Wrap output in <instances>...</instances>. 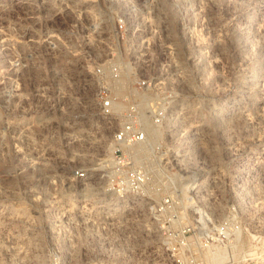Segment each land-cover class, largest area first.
Instances as JSON below:
<instances>
[{
	"label": "built area",
	"instance_id": "obj_1",
	"mask_svg": "<svg viewBox=\"0 0 264 264\" xmlns=\"http://www.w3.org/2000/svg\"><path fill=\"white\" fill-rule=\"evenodd\" d=\"M53 6L51 28L65 32L49 35L47 48H60L80 79L64 73L57 82L41 81L30 108L64 114L65 147L83 161L96 159L51 166L38 178L49 188L48 215L66 222L67 252L78 243L81 254L77 263L66 255L52 264H264L248 252L264 232L257 184L240 166L197 165L194 133L175 115L177 97L165 100L166 82L129 63V10L136 5ZM12 63L3 80L12 73L15 98L23 100L27 58L18 52ZM89 85L91 95L80 94ZM145 118L159 129L152 139ZM28 187L34 194V184Z\"/></svg>",
	"mask_w": 264,
	"mask_h": 264
},
{
	"label": "rangeland",
	"instance_id": "obj_2",
	"mask_svg": "<svg viewBox=\"0 0 264 264\" xmlns=\"http://www.w3.org/2000/svg\"><path fill=\"white\" fill-rule=\"evenodd\" d=\"M133 4V70L166 82L165 100L177 97L175 115L194 133L197 165L244 168L264 205V0H129ZM56 13L53 0H0V264H52L66 255L77 263L81 255L78 243L67 252L66 222L48 215L49 188L37 184L45 168L96 159L83 161L65 147L64 114L30 108L41 81L57 82L64 73L80 79L60 48H47L49 35L65 32L51 28ZM18 52L27 58L23 100L15 98L12 73L3 80ZM92 91L89 85L80 94ZM262 235L250 254L264 255Z\"/></svg>",
	"mask_w": 264,
	"mask_h": 264
},
{
	"label": "bare ground",
	"instance_id": "obj_3",
	"mask_svg": "<svg viewBox=\"0 0 264 264\" xmlns=\"http://www.w3.org/2000/svg\"><path fill=\"white\" fill-rule=\"evenodd\" d=\"M32 44H35V41L33 40V43ZM34 67V66H33ZM32 67V68H33ZM56 67H58V66H55V68ZM153 95V93L152 94H150L149 95V97H153L152 96ZM37 121H38V119H37ZM144 122H145V124H146V126H147V130H148V133H149V136H150V138L152 139L153 137H155V135H158V133H159V129L157 128V127H155V126H153L146 118H145V120H144ZM263 244V243H262ZM261 253H263V252H261ZM259 260L260 261H264V255L263 254H261L260 256H259ZM43 264H45L44 262H43Z\"/></svg>",
	"mask_w": 264,
	"mask_h": 264
}]
</instances>
